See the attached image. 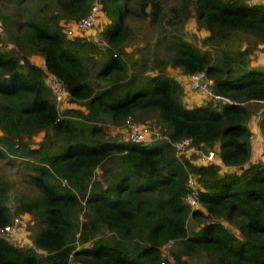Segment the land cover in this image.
<instances>
[{"label": "trees", "instance_id": "trees-1", "mask_svg": "<svg viewBox=\"0 0 264 264\" xmlns=\"http://www.w3.org/2000/svg\"><path fill=\"white\" fill-rule=\"evenodd\" d=\"M94 6L92 40L76 27ZM257 51L264 0H0V160L22 181L0 175V264H264ZM129 124L158 134L132 142ZM14 218L28 246L1 232Z\"/></svg>", "mask_w": 264, "mask_h": 264}, {"label": "built area", "instance_id": "built-area-1", "mask_svg": "<svg viewBox=\"0 0 264 264\" xmlns=\"http://www.w3.org/2000/svg\"><path fill=\"white\" fill-rule=\"evenodd\" d=\"M252 1V0H251ZM97 11V7L94 6L92 8V12L82 18L77 23V30L80 31H88V36L90 39L95 40V34H93V28L96 21L95 12ZM69 35H74L72 29L68 30ZM211 81L209 79L204 78L203 72H195L193 73L189 78L187 85L194 91L203 93V94H211L208 88V84H210ZM49 86L55 96V100L57 104H60L64 97L67 96V91L63 88L60 81L56 79L49 80ZM158 133L151 130L148 126H139L136 124H129L128 125V137L129 140L135 143H147L150 141V139L153 137V135H157ZM190 144V138H184L181 139L179 142L176 143L177 150H186L187 146ZM215 158V154L213 150H209L206 154H201L199 158L200 163H208L210 161H213ZM188 184L190 186L193 185V182L191 180L188 181ZM188 202L193 206L197 207L198 203L194 199L193 196H188L187 198ZM19 219L14 218L12 219V222L6 225L3 229H1L2 233L6 234H14L17 231V227H19Z\"/></svg>", "mask_w": 264, "mask_h": 264}, {"label": "rangeland", "instance_id": "rangeland-1", "mask_svg": "<svg viewBox=\"0 0 264 264\" xmlns=\"http://www.w3.org/2000/svg\"><path fill=\"white\" fill-rule=\"evenodd\" d=\"M134 26V30L137 32L136 34H140V35H145L147 34V29H146V25H143V22L136 20L134 24H132ZM187 32L188 33H196V36L199 38L201 35L200 31H196L195 29V25H193V22L190 21L186 27ZM151 39H150V46H152L153 41H154V37H157L158 33L157 30L151 31ZM96 36V35H95ZM192 39V37H190ZM262 58V61H260V59ZM100 59V57H98L96 59V61H98ZM252 62L258 65H263L264 66V52H260L257 51L255 53V55L252 57ZM173 72V74L177 73V71H171ZM208 96L206 95H200V94H194L193 96L190 97V100H192L195 103H201L204 101H207ZM209 99L211 100V98L209 97ZM259 109H264V104L263 103H259V105L257 106ZM258 127H253L251 128L252 132H253V136H252V142L254 145L258 144L260 142V130H258ZM124 132L122 133V131H118L116 132V136L118 137H123ZM254 149H257V147H253ZM0 175L4 176L5 178H7L10 182H11V191L13 195H17L21 192L22 189V181H21V177L19 175L18 172V164L15 165H11L7 162V160H0ZM194 222V224H193ZM194 225V226H193ZM188 226L190 228H194L195 230H198L199 227L197 226V223L195 221H191L189 220L188 222ZM26 228V227H25ZM25 228L23 226H19L17 227V231L14 234H8L9 238L12 239V242H15L16 245L18 246H28L29 245V239L27 238V234L28 232L25 230ZM167 248H165L163 250V253L166 254L167 253Z\"/></svg>", "mask_w": 264, "mask_h": 264}]
</instances>
